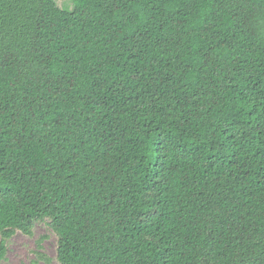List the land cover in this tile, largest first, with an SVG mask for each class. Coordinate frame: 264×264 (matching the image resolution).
<instances>
[{"label":"trees","instance_id":"trees-1","mask_svg":"<svg viewBox=\"0 0 264 264\" xmlns=\"http://www.w3.org/2000/svg\"><path fill=\"white\" fill-rule=\"evenodd\" d=\"M0 0V259L264 264V0Z\"/></svg>","mask_w":264,"mask_h":264},{"label":"rangeland","instance_id":"rangeland-1","mask_svg":"<svg viewBox=\"0 0 264 264\" xmlns=\"http://www.w3.org/2000/svg\"><path fill=\"white\" fill-rule=\"evenodd\" d=\"M57 5L67 10L72 5L69 0H55ZM56 236L41 223H37L31 236L16 233L6 242L4 257L0 264H57Z\"/></svg>","mask_w":264,"mask_h":264}]
</instances>
